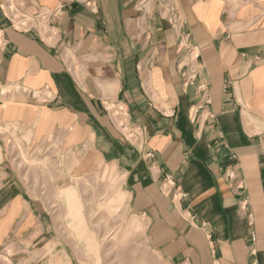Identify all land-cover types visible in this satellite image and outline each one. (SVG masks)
<instances>
[{
  "label": "crops",
  "instance_id": "0c3cea01",
  "mask_svg": "<svg viewBox=\"0 0 264 264\" xmlns=\"http://www.w3.org/2000/svg\"><path fill=\"white\" fill-rule=\"evenodd\" d=\"M16 1L62 14L49 33H22L0 8V84L44 98L0 97V129L112 169L165 264H264V0ZM165 2L186 22L205 94L186 85ZM10 143L0 131V264L51 262L52 218Z\"/></svg>",
  "mask_w": 264,
  "mask_h": 264
},
{
  "label": "rangeland",
  "instance_id": "374dc122",
  "mask_svg": "<svg viewBox=\"0 0 264 264\" xmlns=\"http://www.w3.org/2000/svg\"><path fill=\"white\" fill-rule=\"evenodd\" d=\"M113 104L106 108L119 123ZM17 130L0 129L9 134L15 160L26 168L27 185L51 216L57 243L52 261L43 264H165L149 248L141 220L129 212L118 174L94 159L91 164L72 159L70 151L60 150L63 143L24 141Z\"/></svg>",
  "mask_w": 264,
  "mask_h": 264
},
{
  "label": "built area",
  "instance_id": "2783aa9c",
  "mask_svg": "<svg viewBox=\"0 0 264 264\" xmlns=\"http://www.w3.org/2000/svg\"><path fill=\"white\" fill-rule=\"evenodd\" d=\"M144 1H141L143 4ZM0 8L5 16V18L9 22V26L22 33H32V32H40L47 33L49 31V26L51 20L54 17H57L62 14V9L57 8L56 10H46L36 14H30L24 11L23 5L18 3L16 0H2ZM163 14L169 20L172 28L176 32V34L180 38L181 44L186 46L187 50V60L188 65L186 67L185 75H186V85H197V89L205 94L207 90V84L202 80L200 75V68L196 67L195 62V51L196 47L191 44V40L189 38V34L184 29L186 24L185 21L181 20L176 10L170 6L168 2L163 4ZM49 33V32H48ZM42 91H29L27 88L23 86L21 83H15L10 85H1L0 84V97L10 98L16 94H26L29 95L33 99H37L42 96ZM50 98V95H47ZM113 108H116V117H119L120 122L116 124L120 129L123 136L126 138H135L138 136L140 129L136 127H132L125 121L126 111L122 105L114 103L112 105ZM112 109V108H111ZM107 107V111L111 113V110ZM230 180L236 179L235 174L231 173L227 175ZM168 183H172V179H167ZM240 183L241 180L238 181ZM240 188H244V186H240ZM252 238L255 239V236L252 235Z\"/></svg>",
  "mask_w": 264,
  "mask_h": 264
}]
</instances>
